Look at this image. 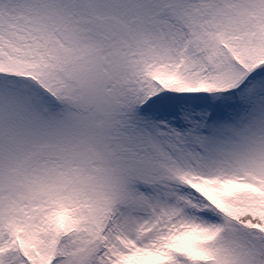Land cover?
Here are the masks:
<instances>
[{
  "label": "snow or ice",
  "instance_id": "snow-or-ice-1",
  "mask_svg": "<svg viewBox=\"0 0 264 264\" xmlns=\"http://www.w3.org/2000/svg\"><path fill=\"white\" fill-rule=\"evenodd\" d=\"M0 264H264V0H0Z\"/></svg>",
  "mask_w": 264,
  "mask_h": 264
}]
</instances>
